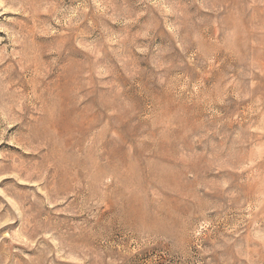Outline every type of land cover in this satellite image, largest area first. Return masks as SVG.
<instances>
[{"label":"rangeland","instance_id":"obj_1","mask_svg":"<svg viewBox=\"0 0 264 264\" xmlns=\"http://www.w3.org/2000/svg\"><path fill=\"white\" fill-rule=\"evenodd\" d=\"M0 63V264H264V0H0Z\"/></svg>","mask_w":264,"mask_h":264},{"label":"bare ground","instance_id":"obj_2","mask_svg":"<svg viewBox=\"0 0 264 264\" xmlns=\"http://www.w3.org/2000/svg\"><path fill=\"white\" fill-rule=\"evenodd\" d=\"M11 59V58H10ZM1 64V63H0ZM1 67V66H0ZM5 67V66H4ZM1 68H3V67H1ZM1 70V69H0Z\"/></svg>","mask_w":264,"mask_h":264}]
</instances>
